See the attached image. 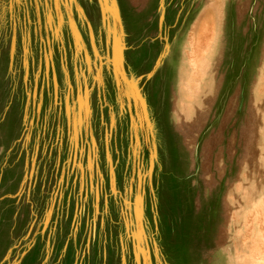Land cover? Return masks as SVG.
<instances>
[{"label":"rangeland","instance_id":"obj_1","mask_svg":"<svg viewBox=\"0 0 264 264\" xmlns=\"http://www.w3.org/2000/svg\"><path fill=\"white\" fill-rule=\"evenodd\" d=\"M0 264H264V0H0Z\"/></svg>","mask_w":264,"mask_h":264}]
</instances>
